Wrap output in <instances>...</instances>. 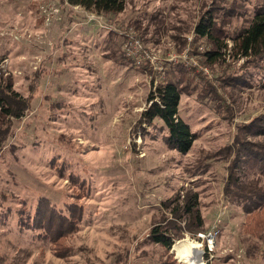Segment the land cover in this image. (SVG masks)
<instances>
[{"label":"rangeland","instance_id":"1","mask_svg":"<svg viewBox=\"0 0 264 264\" xmlns=\"http://www.w3.org/2000/svg\"><path fill=\"white\" fill-rule=\"evenodd\" d=\"M232 2L126 0L106 15L68 0H0L1 67L29 103L0 149V264H183L174 245L186 239L205 264H264V231L225 194L231 148L264 115V58L232 50L260 1L225 17ZM208 12L227 44L214 62L195 35ZM166 81L181 86L178 113L197 135L186 154L168 146L163 121H141ZM190 193L204 229L168 252L151 229L167 216L163 202ZM42 198L58 214L82 210L60 240L35 221ZM210 231L212 252L199 238Z\"/></svg>","mask_w":264,"mask_h":264},{"label":"trees","instance_id":"2","mask_svg":"<svg viewBox=\"0 0 264 264\" xmlns=\"http://www.w3.org/2000/svg\"><path fill=\"white\" fill-rule=\"evenodd\" d=\"M233 0L232 4L223 8L225 17L241 12L242 2ZM254 8L247 26L238 31L232 38L234 55L246 59L264 58V0ZM71 6H80L97 14L116 15L125 10L126 0H68ZM244 8V7H243ZM230 21V19H227ZM219 27L214 13L202 16L196 26L197 40L203 39L213 48L207 51L208 62H214L220 51L227 47L224 39L220 40ZM208 44V45H210ZM0 57V149L9 135L11 120L23 117L29 108L27 98L14 88L12 75H6L1 67ZM181 86L178 81L160 83L149 95L150 105L142 113L141 121L151 124L155 120L163 121L167 129L166 142L172 149L181 154L188 153L197 135L192 132L189 124L179 116ZM264 138V115L250 124L243 126L236 145L231 148L233 159L225 187L226 196L243 207L253 231H264V181L249 179L250 172H257L264 177V140L253 141L248 137ZM74 180L78 181L75 177ZM79 182V181H78ZM196 194H187L182 200L176 199L163 202L168 212L162 222L154 225L150 232L151 240L160 244L168 252L172 249L175 239L184 236V232L196 234L204 229V220L198 209ZM175 205H173V204ZM70 216L57 213L47 198H42L36 211V223L41 230L52 234L53 239L60 240L76 228L82 210L76 204L69 208ZM184 223V225H183ZM166 264H171L167 261Z\"/></svg>","mask_w":264,"mask_h":264},{"label":"bare ground","instance_id":"3","mask_svg":"<svg viewBox=\"0 0 264 264\" xmlns=\"http://www.w3.org/2000/svg\"><path fill=\"white\" fill-rule=\"evenodd\" d=\"M178 258L183 264H205L201 258L200 245L190 240H182L174 245Z\"/></svg>","mask_w":264,"mask_h":264},{"label":"built area","instance_id":"4","mask_svg":"<svg viewBox=\"0 0 264 264\" xmlns=\"http://www.w3.org/2000/svg\"><path fill=\"white\" fill-rule=\"evenodd\" d=\"M199 238L206 242L208 250L212 252L215 247L216 233L214 231L200 233Z\"/></svg>","mask_w":264,"mask_h":264}]
</instances>
